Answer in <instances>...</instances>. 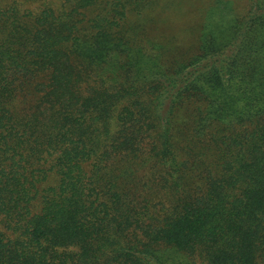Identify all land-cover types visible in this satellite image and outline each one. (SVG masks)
<instances>
[{
	"label": "trees",
	"instance_id": "16d2710c",
	"mask_svg": "<svg viewBox=\"0 0 264 264\" xmlns=\"http://www.w3.org/2000/svg\"><path fill=\"white\" fill-rule=\"evenodd\" d=\"M159 3L0 1V264H264V0Z\"/></svg>",
	"mask_w": 264,
	"mask_h": 264
},
{
	"label": "rangeland",
	"instance_id": "374dc122",
	"mask_svg": "<svg viewBox=\"0 0 264 264\" xmlns=\"http://www.w3.org/2000/svg\"><path fill=\"white\" fill-rule=\"evenodd\" d=\"M8 3L11 0H0ZM220 2V3H219ZM230 3L236 10H244L247 0H160L154 5L153 11H148L151 27H148L149 35L166 49V57L173 58L183 52L188 53L197 43L198 27L201 23L202 13L214 4ZM228 8L226 5H222ZM22 8L36 9V4L22 3ZM231 10V9H228ZM55 178V177H54ZM50 177L51 184L56 179ZM48 181L41 183L48 185Z\"/></svg>",
	"mask_w": 264,
	"mask_h": 264
}]
</instances>
